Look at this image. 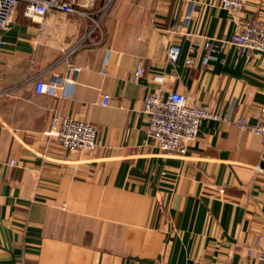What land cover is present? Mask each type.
<instances>
[{
	"label": "crops",
	"instance_id": "0c3cea01",
	"mask_svg": "<svg viewBox=\"0 0 264 264\" xmlns=\"http://www.w3.org/2000/svg\"><path fill=\"white\" fill-rule=\"evenodd\" d=\"M59 1L82 14L50 7L31 21L21 4L0 29V264H254L262 143L234 123L260 121L264 52L204 43L262 22L264 0L240 13L220 0ZM38 77L56 94L37 93ZM159 90L221 114L202 122L186 157L148 133L143 99ZM55 116L93 125L97 148H61L47 134Z\"/></svg>",
	"mask_w": 264,
	"mask_h": 264
},
{
	"label": "built area",
	"instance_id": "2783aa9c",
	"mask_svg": "<svg viewBox=\"0 0 264 264\" xmlns=\"http://www.w3.org/2000/svg\"><path fill=\"white\" fill-rule=\"evenodd\" d=\"M21 4L24 5V17L31 21L44 17L50 7L58 8L65 13L82 14L69 3H61L59 0H0V29H9ZM244 6L245 0H220V7L232 13L242 12ZM168 32L175 36L182 35V32L175 28L169 29ZM229 45L236 46L243 53L264 52V20L262 22L244 21L242 29L231 39H207L204 43L205 49L209 51L217 49L223 51ZM168 57L172 63L179 60L180 47L177 44L168 45ZM187 64L191 65L192 61L188 60ZM145 73L144 67L138 64L134 71V79L139 80ZM35 90L39 94H56L55 87L46 84L40 78L36 82ZM109 101L110 95H105L103 104L107 105ZM143 103L144 112L149 120L148 133L156 147L169 155L186 157L190 144L198 137L202 122L207 119L221 118L220 113L196 105L188 96L179 92L164 95L161 90L153 93L148 91ZM234 124L238 129L260 138L264 159V105L257 125H250L246 119L235 121ZM47 134L52 136L61 148L71 152L91 153L98 145L97 132L93 125L69 117L55 116L53 127ZM223 192L224 190H221V193ZM254 251L257 252L254 264H264V249L249 248L247 255L251 257ZM193 264L207 263L194 262Z\"/></svg>",
	"mask_w": 264,
	"mask_h": 264
}]
</instances>
